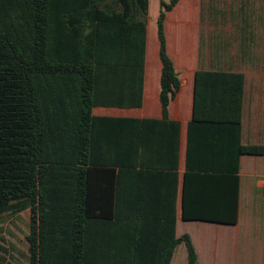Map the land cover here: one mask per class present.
I'll use <instances>...</instances> for the list:
<instances>
[{"label":"trees","instance_id":"trees-1","mask_svg":"<svg viewBox=\"0 0 264 264\" xmlns=\"http://www.w3.org/2000/svg\"><path fill=\"white\" fill-rule=\"evenodd\" d=\"M178 2L158 0L155 122L92 114L142 107L148 0H0V216L29 210L27 264H147L144 244L135 252L127 230L118 236L111 173L142 165L146 125L178 130L167 114L182 83L164 32ZM243 84L240 75L196 73L185 222L237 223L238 160L264 156V146L240 145ZM170 236L162 264L181 244L197 264L189 237Z\"/></svg>","mask_w":264,"mask_h":264},{"label":"crops","instance_id":"crops-1","mask_svg":"<svg viewBox=\"0 0 264 264\" xmlns=\"http://www.w3.org/2000/svg\"><path fill=\"white\" fill-rule=\"evenodd\" d=\"M220 1L179 0L166 15L167 54L182 83L169 105L167 120L178 124V130L169 124L157 129L146 125L149 138L142 165L112 169L118 236L127 230L134 238L129 245L135 246V252L144 244L150 253L147 264H162L160 253L171 240L170 233L173 240L189 237L197 264H264V156L238 160L236 225L182 219L187 125L192 120L197 72L243 77L240 145L264 146V0L240 2L238 19L228 18V8L225 20L215 18L224 15L217 8ZM152 45L156 55L150 66L146 40L141 109H94V117L162 121L157 39ZM120 245L123 242L117 240L118 251ZM177 251L186 259L181 244L174 249L170 264Z\"/></svg>","mask_w":264,"mask_h":264},{"label":"rangeland","instance_id":"rangeland-1","mask_svg":"<svg viewBox=\"0 0 264 264\" xmlns=\"http://www.w3.org/2000/svg\"><path fill=\"white\" fill-rule=\"evenodd\" d=\"M164 1V0H163ZM166 3L168 0H165ZM246 0H221L217 5V8H220L221 12H224V15L221 17L215 16L216 19L225 20L227 18L228 8L230 11L229 19H238L236 14L239 10L241 4H245ZM241 2V4H240ZM148 25L152 26V29L149 32L147 30V43H148V61L150 66H152L153 60L155 58L156 52H154V47L152 42L156 43V33H155V20L158 15V0H148ZM217 15V14H216ZM29 221L30 213L29 210H24L18 214H5L0 216V264H27L28 263V254L27 249L28 245L26 243V237L29 234ZM171 264H187L185 255L177 251L173 257Z\"/></svg>","mask_w":264,"mask_h":264}]
</instances>
